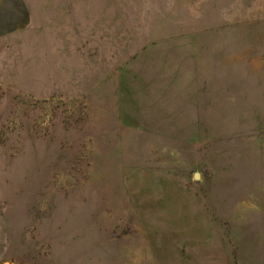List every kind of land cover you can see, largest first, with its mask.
Wrapping results in <instances>:
<instances>
[{
  "label": "rangeland",
  "instance_id": "rangeland-1",
  "mask_svg": "<svg viewBox=\"0 0 264 264\" xmlns=\"http://www.w3.org/2000/svg\"><path fill=\"white\" fill-rule=\"evenodd\" d=\"M23 1L0 264H264V0Z\"/></svg>",
  "mask_w": 264,
  "mask_h": 264
},
{
  "label": "crops",
  "instance_id": "crops-1",
  "mask_svg": "<svg viewBox=\"0 0 264 264\" xmlns=\"http://www.w3.org/2000/svg\"><path fill=\"white\" fill-rule=\"evenodd\" d=\"M28 22L23 0H0V39L20 32Z\"/></svg>",
  "mask_w": 264,
  "mask_h": 264
},
{
  "label": "water",
  "instance_id": "water-1",
  "mask_svg": "<svg viewBox=\"0 0 264 264\" xmlns=\"http://www.w3.org/2000/svg\"><path fill=\"white\" fill-rule=\"evenodd\" d=\"M195 178H197V175H195Z\"/></svg>",
  "mask_w": 264,
  "mask_h": 264
}]
</instances>
